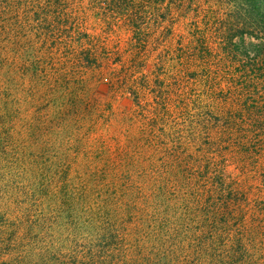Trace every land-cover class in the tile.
Masks as SVG:
<instances>
[{"label":"trees","instance_id":"obj_1","mask_svg":"<svg viewBox=\"0 0 264 264\" xmlns=\"http://www.w3.org/2000/svg\"><path fill=\"white\" fill-rule=\"evenodd\" d=\"M132 1L0 0V253L1 257L16 254L6 261L0 258V264H122L112 253L120 247H189L195 256L183 257L193 264H258L243 239L235 241L232 236L231 222L240 208L234 191L218 177L217 159L206 154L199 158L208 160L207 172L204 176L202 167L198 176L190 170L191 162L174 161L176 155L164 143L162 149L157 142L155 146L161 152L160 162L151 161V155L137 150L140 137L130 133L129 156L127 148L121 151L124 164L131 161L132 169L103 162L105 152L97 149L93 154L86 150L87 164L82 173L77 172L79 184L71 177L75 160L64 153L56 169L51 162L48 167L44 163L42 172L41 158L57 159L58 152L52 155L49 150L60 133H68L70 140L76 137L84 150L95 132L97 107L91 104L85 82L82 77L70 79L63 68L66 61L73 67L94 68L101 60L97 46L85 43L89 34L82 25L84 15L95 10L115 20L124 15L125 7H132ZM236 1L251 20L250 35L257 42L249 44V54L232 44L238 54L232 61L245 58L250 69L241 75L244 83L233 75L225 77L234 88L223 97L225 103H239L251 93L260 99L262 93L248 85L264 80V0ZM128 16L134 24L136 15ZM137 26L133 25L135 30ZM238 34L244 33L233 37ZM56 51L66 57L57 60ZM247 73H252V80L243 75ZM213 77L200 79L222 91ZM144 82L148 83L146 78ZM134 88L131 84L129 93L139 99ZM263 104L240 112L243 119L261 122ZM152 109L150 105L146 111ZM236 113H225L227 130L236 125ZM117 129L111 140L119 148ZM160 136L170 141L165 128ZM146 138L153 142L155 136ZM140 157L149 165L142 166ZM72 238L78 240L73 247L85 251L63 253L54 248L68 247ZM165 264L179 263L172 256Z\"/></svg>","mask_w":264,"mask_h":264},{"label":"rangeland","instance_id":"obj_2","mask_svg":"<svg viewBox=\"0 0 264 264\" xmlns=\"http://www.w3.org/2000/svg\"><path fill=\"white\" fill-rule=\"evenodd\" d=\"M132 2V7H125L124 15L115 20L95 10L84 15L82 25L89 34L85 43L97 46L101 60L94 68L73 67L67 61L63 68L70 79L82 77L84 80L91 104L97 107L93 114L95 132L85 143L84 150H81L76 137L70 140L68 133H60V139L53 142L49 150L52 155L58 152L57 159L41 158L42 172L45 173L44 163L48 167L51 162L52 169H56L64 153L75 160L71 177L79 184L77 172L82 173L87 164L86 150L90 154L101 150L105 152L101 159L103 162L117 168L121 164L124 170L132 169L131 161L124 164L125 155L121 151L127 148L129 156L130 133L140 137L137 150L151 155V161L160 162L161 152L155 146L157 142L162 149L164 143L172 155H176L173 156L174 161L191 162L190 170L198 176H201L199 170L202 167L205 168L204 176L207 172L208 160L199 158L206 154L217 159L218 177L234 191L232 196L240 208L236 221H232L230 227L234 240L243 239L253 262L264 264V118L259 123H252L244 120L241 114L255 109L258 102H264V80L248 85L262 93L260 99L251 93L239 103L223 101V97L230 95L229 88L234 89L225 77L233 75L239 84L245 82L241 75L246 73L249 61L244 58L243 62H233V55L238 54L232 44L237 43L249 54V44L257 42L250 35L251 20L236 0ZM134 14L137 20L133 24L128 15ZM133 25H138V28L135 30ZM241 31L244 33L242 36L233 37L234 33ZM231 37L233 39L229 40ZM229 41L231 44L227 43ZM54 54L57 60L66 57L63 51ZM252 55L250 52V57ZM198 60L201 63H197ZM209 74L216 76L213 78L220 83L222 91L201 82L200 77ZM243 75L252 80L249 79L252 73ZM195 78L198 80L194 81ZM229 79L234 83L232 86L238 87L234 78ZM131 84L137 87L132 91L139 93V99L129 93ZM240 89L245 90L246 86ZM150 105L155 108L152 113L146 111ZM231 111L237 112L235 116L239 119L227 130L225 113ZM249 123L251 126L248 128ZM116 128L121 143L119 148L111 140ZM164 128L169 136L168 142L160 136ZM259 129L263 132H254ZM151 135L155 138L153 142L149 139L148 146L145 140ZM102 139L105 145H101ZM181 154L186 157L182 158ZM140 158L142 166L149 165L147 160ZM133 165L137 167V163ZM70 241L68 247L54 248L63 253L81 254L85 251L83 247H73L77 244L76 238ZM112 253L122 264H165L172 256L179 264H193L194 260L185 261L187 258L183 255L195 256L189 247L174 250L168 247H120ZM1 255L0 258L6 261L16 254ZM101 255L105 256V253L98 256Z\"/></svg>","mask_w":264,"mask_h":264}]
</instances>
